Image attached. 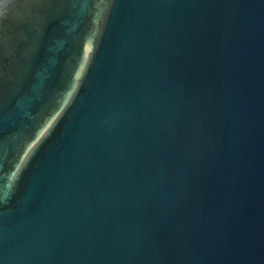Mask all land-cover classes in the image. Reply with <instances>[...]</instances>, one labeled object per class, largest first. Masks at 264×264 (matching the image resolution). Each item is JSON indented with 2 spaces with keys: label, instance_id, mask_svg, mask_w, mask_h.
I'll use <instances>...</instances> for the list:
<instances>
[{
  "label": "water",
  "instance_id": "water-1",
  "mask_svg": "<svg viewBox=\"0 0 264 264\" xmlns=\"http://www.w3.org/2000/svg\"><path fill=\"white\" fill-rule=\"evenodd\" d=\"M0 264H264V0H0Z\"/></svg>",
  "mask_w": 264,
  "mask_h": 264
}]
</instances>
